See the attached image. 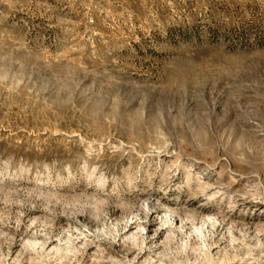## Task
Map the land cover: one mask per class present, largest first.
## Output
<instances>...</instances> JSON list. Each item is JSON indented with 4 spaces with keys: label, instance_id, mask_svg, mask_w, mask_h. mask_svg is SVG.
<instances>
[{
    "label": "rangeland",
    "instance_id": "obj_1",
    "mask_svg": "<svg viewBox=\"0 0 264 264\" xmlns=\"http://www.w3.org/2000/svg\"><path fill=\"white\" fill-rule=\"evenodd\" d=\"M146 262L264 264V0H0V264Z\"/></svg>",
    "mask_w": 264,
    "mask_h": 264
},
{
    "label": "bare ground",
    "instance_id": "obj_2",
    "mask_svg": "<svg viewBox=\"0 0 264 264\" xmlns=\"http://www.w3.org/2000/svg\"><path fill=\"white\" fill-rule=\"evenodd\" d=\"M169 210H167L166 212H168ZM210 220V218L209 217H206V222H210L209 221ZM138 234L140 235V233L138 232ZM141 238H142V236H141ZM203 246H205V243H203ZM149 256V255H148ZM159 256V258H160V260H163L164 259V257H163V254H160V255H158ZM145 262V261H144ZM144 264H149L148 262H146V263H144Z\"/></svg>",
    "mask_w": 264,
    "mask_h": 264
}]
</instances>
